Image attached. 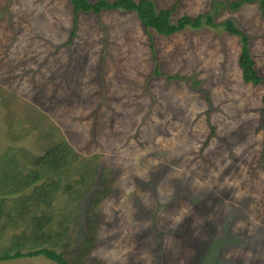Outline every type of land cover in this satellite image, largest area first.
Segmentation results:
<instances>
[{
	"label": "rangeland",
	"instance_id": "374dc122",
	"mask_svg": "<svg viewBox=\"0 0 264 264\" xmlns=\"http://www.w3.org/2000/svg\"><path fill=\"white\" fill-rule=\"evenodd\" d=\"M153 1L173 21L212 13L215 25L165 36L133 11L79 12L74 24L69 0H0V157L41 154L39 135L53 126L112 168L85 261L264 264L263 84L242 79L240 38L221 24L248 35L264 76L261 9L256 0L235 10L222 6L234 0ZM19 231L8 228L0 249ZM68 235L81 244L83 225Z\"/></svg>",
	"mask_w": 264,
	"mask_h": 264
},
{
	"label": "trees",
	"instance_id": "16d2710c",
	"mask_svg": "<svg viewBox=\"0 0 264 264\" xmlns=\"http://www.w3.org/2000/svg\"><path fill=\"white\" fill-rule=\"evenodd\" d=\"M69 1L74 24L79 12L99 14L105 10H125L135 12L145 29H154L165 36L187 26L215 25L212 13H199L193 17L183 15L173 21L172 9H157L153 0ZM253 1L234 0L222 3V6L235 10ZM256 1L264 17V0ZM221 24L229 33L239 36L238 63L242 79L253 85L263 84L264 103V76L254 66L248 35L230 19ZM39 138L46 141L41 154L27 149L15 152L8 148L11 152L0 157V236L8 228L20 230L11 236L10 246L0 249V264L6 260L40 255L56 264H97L85 261V254L96 243V230L101 223L96 209L112 189L113 170L102 166L98 156L84 157L77 153L53 126L41 131ZM62 196L66 202L60 206L57 199ZM83 201L84 216H81L79 208ZM80 225H83L84 238L77 245L68 232H76Z\"/></svg>",
	"mask_w": 264,
	"mask_h": 264
}]
</instances>
